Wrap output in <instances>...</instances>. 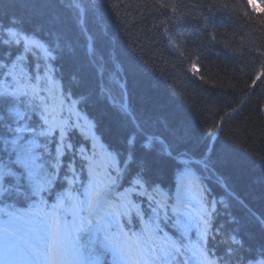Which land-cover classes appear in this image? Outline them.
<instances>
[{"label":"snow or ice","instance_id":"6c2138e0","mask_svg":"<svg viewBox=\"0 0 264 264\" xmlns=\"http://www.w3.org/2000/svg\"><path fill=\"white\" fill-rule=\"evenodd\" d=\"M34 11L38 20L7 17L0 26V264H102L108 254L111 264H251L255 257L229 237L237 228L227 221L215 226L225 237L222 256L210 258L211 241L220 240L210 228L219 205L243 212L240 219L233 213L235 225L264 227V213L221 172L227 147L218 149L211 132L201 142L181 121L141 115L124 99L125 85L119 107L108 105L119 117L120 139L105 148L97 133L119 85L102 48L106 37L90 26L97 0H43ZM81 40L78 87L71 76L65 85L56 65ZM89 106L101 110L85 113ZM80 137L91 141L90 152ZM169 173L174 190H163L159 177ZM210 178L222 186V199L204 187Z\"/></svg>","mask_w":264,"mask_h":264},{"label":"trees","instance_id":"16d2710c","mask_svg":"<svg viewBox=\"0 0 264 264\" xmlns=\"http://www.w3.org/2000/svg\"><path fill=\"white\" fill-rule=\"evenodd\" d=\"M42 2L0 0V26L7 17L38 20L34 8ZM90 26L93 34L105 35L102 48L111 53L118 72L119 88L103 106L99 143L107 148L120 139L119 117L108 105L119 107L120 89L126 85L124 99L141 115L181 121L201 142L213 133L217 148L228 149L221 168L227 183L257 215L264 213V76L256 79L264 69V0H97V21ZM177 42L179 48L173 46ZM83 51V40L75 52L65 49V59L56 65L63 84L71 76L72 85L78 87L79 74L73 68ZM193 64L198 71H193ZM100 110L84 109L92 115ZM79 146L88 152L92 147L83 137ZM159 179L163 190H174L173 173ZM204 187L213 200L223 198V188L214 179L206 180ZM219 207L220 215L213 217L210 228L220 240L211 241L210 258L222 256L225 237L215 226L224 227L227 221L237 228L229 237L235 235L243 242L244 253L255 257L251 264L264 260V227L256 222L235 225L233 213L240 219L243 212L235 205L227 212L222 204ZM133 230H140L138 223ZM100 259L102 264L112 262L110 254Z\"/></svg>","mask_w":264,"mask_h":264},{"label":"rangeland","instance_id":"374dc122","mask_svg":"<svg viewBox=\"0 0 264 264\" xmlns=\"http://www.w3.org/2000/svg\"><path fill=\"white\" fill-rule=\"evenodd\" d=\"M251 4H252V6H253V2H251ZM253 7H254V6H253ZM193 211H194V209H193ZM69 219H70V217H69ZM129 244H131L130 241H129ZM257 264H260V262L257 263Z\"/></svg>","mask_w":264,"mask_h":264}]
</instances>
